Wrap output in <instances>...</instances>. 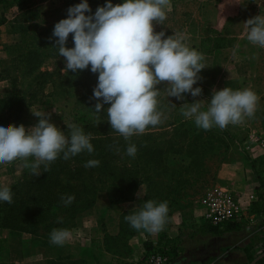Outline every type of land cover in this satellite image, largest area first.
Here are the masks:
<instances>
[{
	"label": "rangeland",
	"instance_id": "1",
	"mask_svg": "<svg viewBox=\"0 0 264 264\" xmlns=\"http://www.w3.org/2000/svg\"><path fill=\"white\" fill-rule=\"evenodd\" d=\"M207 1L171 0V11L167 12V18L162 25L154 23V31H164L165 36L172 34L181 36L187 46L201 53L199 39L212 30L229 37L236 34L240 39L247 41L248 28L245 22L257 15L264 16V0H220L215 8L212 7V2ZM80 2L81 0H30L22 2V7H19L17 0H0V70L5 67L0 72V96L13 92L14 89H20L22 93H25V98L23 94L21 98L26 100V92L31 95L35 93L32 100L33 96H29L24 103L26 107L21 111L20 118H15L14 122L11 120V125L12 123L18 126L23 124L28 129L39 119L31 111H41L50 113V122L68 136L66 131L70 129L69 125H81L98 118V114L94 112L97 101L86 97L81 86L69 87L67 90L59 91L57 96H52L54 87L51 80L59 74L72 73L63 70L64 58L59 57L56 48L52 51L42 49L44 59L32 74L27 72L28 64L19 59L28 49L26 42L21 44V38L27 40L28 36L34 33L33 29L31 32L24 33V26L38 24L37 32L47 29L51 36L54 25L61 19L67 18V9ZM87 2L90 6L89 0ZM111 2L116 5L122 4L123 0H111ZM105 3L106 0H101V6ZM88 14L90 13H86ZM55 39L53 37L50 41L54 44ZM17 43L19 44L14 45ZM66 46H74L71 34ZM203 56L202 62L206 68L199 73L202 80L193 86L202 88L201 96L193 98L190 93H186L183 100H177L175 97H168L166 84L159 86L157 107L159 103H163L165 108L164 118L159 125L165 126L153 129L155 132L151 142L156 146L161 142L164 143L168 169L175 171L168 180H164L166 183L164 185L176 187L180 193L176 204L172 203L171 192H167L165 200L164 192L161 199H155L157 202L167 201L174 207L168 206L171 214L167 218L164 230L158 234H150L143 230L136 231L127 221L122 230V224L119 223L120 214L123 211L140 210L144 204L145 186L141 183L130 200L109 205L105 199L107 197L104 196L98 199L95 208L88 209L78 216L76 226H73L72 222L66 225L65 229L71 232L69 242L72 250L69 255L59 256L65 262L84 264L81 259L87 261L81 253L82 244L78 235V229L84 225L85 218L91 219L88 226L93 223L88 241L92 247L88 260L91 264L94 259L97 262L99 260L103 262L106 258L117 257V259L127 260L138 256L136 263L142 261L144 264L146 256L153 251L164 252L169 260H171L172 251L177 253L184 238L167 237L168 234L173 235L170 232L173 225L178 226L179 235H187V240L199 234L206 235V233H198L195 227L206 220L211 208L209 193L214 192L216 188L225 187L234 197L258 193L264 184V169L262 165L252 162L254 158L249 155L245 139L236 141V138L239 132L247 135L250 129L264 125V48L253 44L246 45L241 41L236 47L220 49L215 52V56L205 54ZM39 73H43L42 78ZM225 87L233 90L250 88L258 95L260 99L251 118L246 117L243 123L230 124L223 130L218 127L203 130L199 137L191 134V130L185 132L184 125L177 124L175 127L170 124L177 114L181 119L185 118L182 115L184 103L202 100V110H206L213 90ZM161 98H163L162 102H160ZM109 106L104 104L103 108L107 110ZM15 111L14 108L6 109L4 115L14 114ZM26 169L27 167L11 184L23 177ZM231 231L233 230L220 233L228 232L225 234L226 241L222 243L228 250L236 248L242 240L239 235L245 233L243 226L236 229L239 233H229ZM168 240L172 242L168 243ZM68 244L67 241L64 247ZM42 248L45 249L46 246ZM66 251L68 250H62V252ZM231 253L228 257L230 260L236 256L237 252ZM222 255L224 254H220L221 257ZM255 256L257 255L246 252L245 257L235 258L234 261H238L237 264L240 262L249 264Z\"/></svg>",
	"mask_w": 264,
	"mask_h": 264
},
{
	"label": "clouds",
	"instance_id": "2",
	"mask_svg": "<svg viewBox=\"0 0 264 264\" xmlns=\"http://www.w3.org/2000/svg\"><path fill=\"white\" fill-rule=\"evenodd\" d=\"M171 7V0H123L116 5L106 0L92 13L87 0H81L67 9V18L54 25L48 38H56L52 47L64 58L63 70L77 73L88 69L98 73L90 98L97 101L94 112L99 114L104 104L110 105L106 108L107 122L125 141L162 122L157 107L161 84L168 86V97L177 100H183L186 93L193 98L202 95V88L193 86L202 80L199 73L206 68L203 54L187 46L181 36L154 31V23L162 25ZM245 24L247 40L264 48V16L252 17ZM70 34L73 47L66 46ZM259 99L250 88L214 89L206 110H202V100H194L182 105V115L205 131L213 127L223 130L251 118ZM31 112L39 119L28 129L23 124L0 125V165L19 159L34 176H39L40 166H44V172L49 171V165L61 154L68 160L84 151L94 152L91 134H85L81 127L69 125L70 134L66 136L50 122V113ZM136 153V145L130 143L126 154L134 158ZM99 164V160L92 159L84 167ZM74 199L73 195L61 197L65 206ZM0 202H13L10 187H0ZM168 213L167 201L147 200L125 220L136 231L158 234L165 228ZM70 239L67 229H53L49 236V242L56 246H63Z\"/></svg>",
	"mask_w": 264,
	"mask_h": 264
},
{
	"label": "trees",
	"instance_id": "3",
	"mask_svg": "<svg viewBox=\"0 0 264 264\" xmlns=\"http://www.w3.org/2000/svg\"><path fill=\"white\" fill-rule=\"evenodd\" d=\"M24 1L30 0H17L19 7H22ZM207 2H210V0ZM89 3L92 13L95 12L98 6H101V0H89ZM37 27L38 24L30 27L24 26V33L31 32V29L34 30V33L28 36L29 39L27 40L21 38V44L26 42L28 49L25 53H22L19 59L28 64L27 72L29 74H32L35 68L42 63L44 59L42 49H50V51L55 49L52 47L53 41L48 39L52 36H50L48 30L44 29L37 32ZM235 39L234 35L229 37L212 30L208 35L199 39V51L208 56H215V52L220 49L233 47ZM4 69L5 67L0 72ZM42 75L43 73L40 74L41 78ZM97 77L98 73L94 74L88 69L73 74L68 73V75L59 74L51 80L54 87L52 96H57L59 91L78 85L83 88L86 97H92ZM21 94L25 98V93H22L20 89H14L13 92L0 96V125L11 124V120L14 122L15 118H20L21 111L26 107L24 105L26 100L29 96H33L31 100L35 97V93L31 95L26 92L27 98L25 100L21 98ZM162 100L163 98L160 99V102ZM28 103L30 104V100ZM28 103L27 105H29ZM159 104L158 111L162 113L161 119H163L165 108L163 103ZM12 108L16 110L14 114L4 115L6 109ZM107 121V110L104 109L98 114L96 120L77 125L83 129L85 134H91L90 143L94 147L93 153L89 154L84 151L68 160L63 159L61 154L55 162L49 165V171L44 172V166L41 165L39 168L41 174L34 176L31 169L27 168L23 177L8 186L13 194V202L11 204L0 202V231L6 228L9 230L10 235L21 237L23 248L46 246V249H50L54 247L49 242V236L53 229H65L70 222L73 226H76L75 222H77L78 216L88 209L95 208L98 199L104 196L107 197L105 199L109 205L119 204L130 200L138 185L143 183L145 186L144 203L147 200L161 199L164 196L162 192L165 193L164 200L167 192H171L173 195L172 203L176 204L178 202L180 198L179 190L176 187L164 185L166 184L164 180H168L171 174L175 172L168 169L165 145L161 142L156 146L151 142V137L155 132L153 129L165 125L149 126L144 134L134 135L129 141H125L122 136L111 129ZM12 124L15 125L16 123ZM170 124L175 127H177V124L184 125L183 130L185 132L191 130V134L196 137H199L203 131L195 125L194 120L181 119L178 114L175 115ZM66 132L69 135L70 129ZM245 138L246 135L239 132L236 141H243ZM130 143L135 144L137 147L136 158L134 159L126 154V148ZM92 159L99 160V166L84 167L85 163ZM252 162L262 165L264 169V156L256 157ZM68 195H73L75 199L71 204L65 206L61 197ZM168 206L174 208L171 203ZM259 209V202L254 201L251 204L250 211L258 212ZM138 211H123L120 214L119 223L122 224V230L126 221L125 216ZM170 214L171 211L169 210L168 216ZM239 226V224L227 223L223 229H219L211 225L208 220H205L202 224L196 226L195 230L198 233L217 235L224 231L236 230ZM114 237H117V235H114ZM159 241L160 238L158 244ZM4 249H7V240L0 238V255L4 253ZM6 251L9 252L8 249ZM171 255L176 256V251H172ZM66 257L70 258L69 256ZM81 261L84 264L86 263L84 259H81ZM94 261L96 260L94 259ZM0 264L13 263L9 259V261H0ZM47 264L70 263L65 262L64 259L58 256L50 258ZM110 264H142V261L133 263L117 259ZM254 264H264V256L257 259Z\"/></svg>",
	"mask_w": 264,
	"mask_h": 264
},
{
	"label": "crops",
	"instance_id": "4",
	"mask_svg": "<svg viewBox=\"0 0 264 264\" xmlns=\"http://www.w3.org/2000/svg\"><path fill=\"white\" fill-rule=\"evenodd\" d=\"M220 0H210L212 2V7H216ZM244 1V0H243ZM235 36V45L236 47L239 42L243 41L245 44L250 45L251 43L247 40L240 39L236 34ZM247 39V38H246ZM232 47V48H233ZM25 170L24 162L22 160H16L11 164L0 165V187L9 186L15 179H17ZM91 219L85 218L84 225L78 229V235L80 236L82 249L81 253L83 257L87 260L85 264H91L88 260L90 258V249H92L89 244V238L91 233V227H93V223L88 226ZM170 232L173 235L168 234V238H175V236H181L184 238L182 241V245L179 246L177 250L176 256H170L169 262L167 264H237L238 261H234L235 258H241L246 256V252L248 254H255V252L248 248H243L246 245V234L243 232L241 235V242L237 244L236 248L225 249L223 247L224 241H226L228 232L224 234H209L206 235H197L195 238H187L186 234L179 235L178 226L173 225ZM229 233H239V231L233 230ZM235 236V235H234ZM233 236V237H234ZM0 238H4L7 240V249H4V253L0 255V261H12L13 264H47L50 258H55L58 256H65L71 254V243L68 240V246H54L50 249H43L40 246H29L27 248H22L21 237L10 235L8 229H2L0 231ZM158 242V241H157ZM168 243L172 242L171 240L167 241ZM24 249V250H23ZM62 250H68L66 252H62ZM233 250V251H232ZM231 252H237L235 257H232V260L228 259ZM215 254H219V256H215ZM222 255V257L220 256ZM256 255V254H255ZM139 257V256H138ZM138 257H130L127 260L136 263ZM117 259L106 258L103 262L99 260L93 261V264H110L114 263ZM242 264V262L238 263Z\"/></svg>",
	"mask_w": 264,
	"mask_h": 264
},
{
	"label": "built area",
	"instance_id": "5",
	"mask_svg": "<svg viewBox=\"0 0 264 264\" xmlns=\"http://www.w3.org/2000/svg\"><path fill=\"white\" fill-rule=\"evenodd\" d=\"M245 143L252 158L264 156V125L250 129ZM209 196L211 208L206 220L219 229H223L227 223L243 226L246 234V245L243 248L253 250L256 255L261 253L264 247V185L254 195L241 194L234 197L227 188L218 187L214 192L209 193ZM254 201L260 204L258 212L250 211ZM168 262L169 258L164 252L153 251L146 256L144 264H167Z\"/></svg>",
	"mask_w": 264,
	"mask_h": 264
},
{
	"label": "water",
	"instance_id": "6",
	"mask_svg": "<svg viewBox=\"0 0 264 264\" xmlns=\"http://www.w3.org/2000/svg\"><path fill=\"white\" fill-rule=\"evenodd\" d=\"M262 256H264V251L261 252V253H259L257 256H255V258H253L249 264H254L255 261H256L257 259H259L260 257H262Z\"/></svg>",
	"mask_w": 264,
	"mask_h": 264
}]
</instances>
